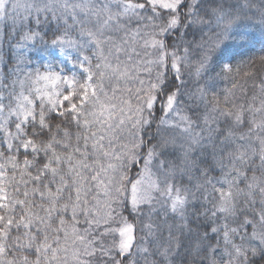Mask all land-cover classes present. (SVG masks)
<instances>
[{
    "label": "snow or ice",
    "instance_id": "obj_1",
    "mask_svg": "<svg viewBox=\"0 0 264 264\" xmlns=\"http://www.w3.org/2000/svg\"><path fill=\"white\" fill-rule=\"evenodd\" d=\"M0 264H264V0H0Z\"/></svg>",
    "mask_w": 264,
    "mask_h": 264
},
{
    "label": "trees",
    "instance_id": "obj_2",
    "mask_svg": "<svg viewBox=\"0 0 264 264\" xmlns=\"http://www.w3.org/2000/svg\"><path fill=\"white\" fill-rule=\"evenodd\" d=\"M226 85H219V87H225Z\"/></svg>",
    "mask_w": 264,
    "mask_h": 264
}]
</instances>
